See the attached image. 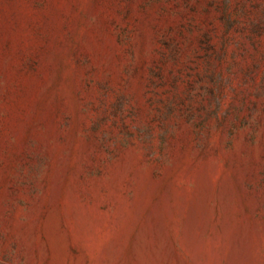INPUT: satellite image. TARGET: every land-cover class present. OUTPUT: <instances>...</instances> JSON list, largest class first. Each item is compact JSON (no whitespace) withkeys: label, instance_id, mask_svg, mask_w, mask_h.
<instances>
[{"label":"rangeland","instance_id":"374dc122","mask_svg":"<svg viewBox=\"0 0 264 264\" xmlns=\"http://www.w3.org/2000/svg\"><path fill=\"white\" fill-rule=\"evenodd\" d=\"M0 264H264V0H0Z\"/></svg>","mask_w":264,"mask_h":264}]
</instances>
